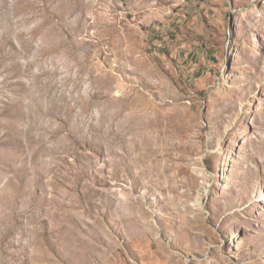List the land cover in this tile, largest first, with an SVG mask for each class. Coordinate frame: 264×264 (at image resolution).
Returning a JSON list of instances; mask_svg holds the SVG:
<instances>
[{"label":"rangeland","instance_id":"1","mask_svg":"<svg viewBox=\"0 0 264 264\" xmlns=\"http://www.w3.org/2000/svg\"><path fill=\"white\" fill-rule=\"evenodd\" d=\"M0 264H264V0H0Z\"/></svg>","mask_w":264,"mask_h":264}]
</instances>
